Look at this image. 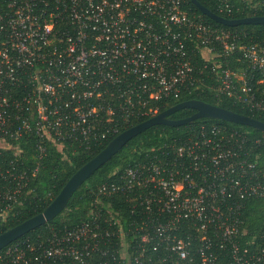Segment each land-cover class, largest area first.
<instances>
[{"label": "built area", "instance_id": "obj_1", "mask_svg": "<svg viewBox=\"0 0 264 264\" xmlns=\"http://www.w3.org/2000/svg\"><path fill=\"white\" fill-rule=\"evenodd\" d=\"M188 1L0 0L5 210L36 170L18 166L21 139H34L37 160L44 144L90 154L196 89L203 69L214 98L264 117V39L242 42ZM216 8L232 11L229 0ZM255 144L243 131L201 124L100 185L85 220L13 241L0 264H264V226L247 239L242 221L245 203L264 196Z\"/></svg>", "mask_w": 264, "mask_h": 264}, {"label": "trees", "instance_id": "obj_2", "mask_svg": "<svg viewBox=\"0 0 264 264\" xmlns=\"http://www.w3.org/2000/svg\"><path fill=\"white\" fill-rule=\"evenodd\" d=\"M197 2L214 14L225 19L264 16V0H229L232 8L230 15H225L217 10V0H197ZM187 9L200 16L205 23L223 27L216 25L207 17L201 15L189 1L187 2ZM223 28L237 33L239 38H243L242 42L264 39V25H240L233 28ZM191 59L194 66L202 64V60L196 53L193 54ZM199 76L201 82L197 84L196 89L192 90L190 88L188 91L182 92L175 100H167L159 103L158 113L183 101L200 100L264 123L263 116L242 111L232 106L225 98H214L212 92L209 90V86H215L216 81L208 75L205 69H203ZM192 113H194L193 110L182 109L168 116V119H182L190 116ZM201 124H216L228 129L245 132L249 145H252L254 141L257 142L253 146L251 154L255 169L264 171V134L257 130L234 123L210 119H197L187 125L178 127L155 125L130 139L106 163L95 170L71 195L66 207L56 217L17 240L35 235L44 237L49 234L51 229L73 227L85 220L89 211L92 210L94 192L100 185L111 180L116 173L121 172L127 166L139 162L145 152L150 148L160 147L172 140L178 142L184 140ZM105 145L92 149L91 153L87 155H61L51 145L44 144V153L37 160L34 152V139L31 136L21 139L18 144L20 153L15 157L18 166L24 168L27 174L34 168L36 170L33 177L28 176L26 184L22 188L20 198L15 204L11 205L10 209L5 210L3 205L0 204V233L40 213L59 192L72 173L97 154ZM9 157H12V155ZM242 221L245 237L247 239L256 238L264 226V196L259 199L249 200L245 203Z\"/></svg>", "mask_w": 264, "mask_h": 264}, {"label": "water", "instance_id": "obj_3", "mask_svg": "<svg viewBox=\"0 0 264 264\" xmlns=\"http://www.w3.org/2000/svg\"><path fill=\"white\" fill-rule=\"evenodd\" d=\"M189 2L201 15L207 17L213 23L226 28H233L240 25H264V16L225 19L200 5L197 0H189ZM182 109H190L193 110L194 113L182 119H168V116ZM197 119H210L234 123L252 128L264 134V123L257 119L243 116L200 100H187L177 103L166 110L159 112L155 116L123 130L109 140L97 154L72 173L59 192L40 213H37L0 233V250L56 217L66 207L69 198L79 186L136 135L155 125L178 127L187 125Z\"/></svg>", "mask_w": 264, "mask_h": 264}]
</instances>
